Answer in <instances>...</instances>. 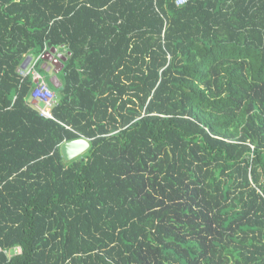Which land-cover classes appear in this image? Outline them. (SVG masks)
<instances>
[{
  "label": "trees",
  "instance_id": "obj_1",
  "mask_svg": "<svg viewBox=\"0 0 264 264\" xmlns=\"http://www.w3.org/2000/svg\"><path fill=\"white\" fill-rule=\"evenodd\" d=\"M0 264H264V0H0Z\"/></svg>",
  "mask_w": 264,
  "mask_h": 264
},
{
  "label": "built area",
  "instance_id": "obj_2",
  "mask_svg": "<svg viewBox=\"0 0 264 264\" xmlns=\"http://www.w3.org/2000/svg\"><path fill=\"white\" fill-rule=\"evenodd\" d=\"M187 0H176V4L185 3ZM36 59L33 57L29 61V70H32L33 79L36 77V87L32 92V103L39 113L45 117H52L51 107L56 102L55 95L50 94L47 88L48 85L42 78L41 74L33 70V65ZM35 80V79H34ZM50 89V88H49Z\"/></svg>",
  "mask_w": 264,
  "mask_h": 264
},
{
  "label": "water",
  "instance_id": "obj_3",
  "mask_svg": "<svg viewBox=\"0 0 264 264\" xmlns=\"http://www.w3.org/2000/svg\"><path fill=\"white\" fill-rule=\"evenodd\" d=\"M30 59H31V56L28 55L24 59L21 67L22 68L26 67ZM88 147H89L88 140L85 138H79V139H74V140L64 142L60 147V151L65 160H70L80 155L81 153H83Z\"/></svg>",
  "mask_w": 264,
  "mask_h": 264
},
{
  "label": "rangeland",
  "instance_id": "obj_4",
  "mask_svg": "<svg viewBox=\"0 0 264 264\" xmlns=\"http://www.w3.org/2000/svg\"><path fill=\"white\" fill-rule=\"evenodd\" d=\"M46 57H47L48 59H50V60H53V58H52L51 55H47ZM34 59H35V58H34ZM43 64H44L43 62L40 64L41 68H42V67H45V69L42 68L41 71H40L41 76H42L43 78H45V81H46V82H50L49 80H51V79L54 80V79H53V75H52V74H53V70H54L53 67H51V68H52V71L49 72V71H47V69H48L47 66H46V65L44 66ZM48 66H49V65H48ZM60 66H61V65H60ZM54 68H55V67H54ZM56 68H58V65H57ZM20 71H21L22 74H25L26 71H28V68L25 70V67H24V68L21 67ZM34 79H35L34 81L36 82V79H37V78L34 77ZM35 87H36V84H35V86H34V89H35ZM47 89H48V91L50 92V94L53 95L54 92H53L51 89H49V88H47ZM54 95H55V93H54ZM55 96H56V95H55ZM31 103H32V102H31ZM32 104H33V103H32ZM51 114H52V113H51Z\"/></svg>",
  "mask_w": 264,
  "mask_h": 264
},
{
  "label": "crops",
  "instance_id": "obj_5",
  "mask_svg": "<svg viewBox=\"0 0 264 264\" xmlns=\"http://www.w3.org/2000/svg\"><path fill=\"white\" fill-rule=\"evenodd\" d=\"M44 66L46 65L47 66V71H52V68L51 67H53V71L55 72V71H57L58 69H59V67H60V64L58 63V61L55 59V58H53V60H50V59H48V58H46V61L44 62V64H43ZM49 65V66H48ZM57 65H58V68H56L57 67ZM56 69H55V68ZM44 69H45V67H43ZM53 75V79L55 80V78H54V74H52ZM56 81V80H55Z\"/></svg>",
  "mask_w": 264,
  "mask_h": 264
},
{
  "label": "clouds",
  "instance_id": "obj_6",
  "mask_svg": "<svg viewBox=\"0 0 264 264\" xmlns=\"http://www.w3.org/2000/svg\"><path fill=\"white\" fill-rule=\"evenodd\" d=\"M31 58H32V56H31ZM31 60V59H30ZM57 60V59H56ZM58 61V60H57ZM29 63V62H28ZM58 63L60 64V62L58 61ZM54 78H55V76H54ZM56 79V78H55Z\"/></svg>",
  "mask_w": 264,
  "mask_h": 264
},
{
  "label": "bare ground",
  "instance_id": "obj_7",
  "mask_svg": "<svg viewBox=\"0 0 264 264\" xmlns=\"http://www.w3.org/2000/svg\"><path fill=\"white\" fill-rule=\"evenodd\" d=\"M28 73V72H27ZM29 74V73H28ZM76 158V157H75Z\"/></svg>",
  "mask_w": 264,
  "mask_h": 264
},
{
  "label": "flooded vegetation",
  "instance_id": "obj_8",
  "mask_svg": "<svg viewBox=\"0 0 264 264\" xmlns=\"http://www.w3.org/2000/svg\"><path fill=\"white\" fill-rule=\"evenodd\" d=\"M56 69V68H55Z\"/></svg>",
  "mask_w": 264,
  "mask_h": 264
}]
</instances>
